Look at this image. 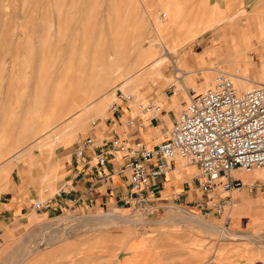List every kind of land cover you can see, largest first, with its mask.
I'll return each instance as SVG.
<instances>
[{
    "label": "rangeland",
    "instance_id": "obj_1",
    "mask_svg": "<svg viewBox=\"0 0 264 264\" xmlns=\"http://www.w3.org/2000/svg\"><path fill=\"white\" fill-rule=\"evenodd\" d=\"M166 1L168 0H0V144L3 145H0V152L2 151L0 197L12 190H18L37 193L40 200L44 201L57 192L59 187L56 189L54 185L59 179V170L70 152L69 149L64 148L82 139L84 132L91 129L105 114L92 122L90 119L86 128L72 131L65 139L67 142L54 145L52 149L45 147V157L35 149L31 155L22 158L21 161L11 158L15 165L2 171L10 162L7 157L10 154L16 155V151L19 150L16 148L18 143L25 138L27 141L25 144L22 142L21 147H27L28 150L31 148L33 139L30 140L29 137L32 138L42 117H60L59 107L63 105H67L70 109L73 104L94 102L106 92L111 94L113 89L121 88L124 84L121 75L125 76L130 71L132 72L129 74H132L148 64L151 60H146L149 55L146 49L150 50L153 46L149 47L146 43L147 39L156 37L155 43L165 46L164 36L172 32V28L167 26L165 21L169 18L163 6ZM195 1L197 0H185V3L187 6L192 3L196 6ZM177 2L183 3V0L173 3ZM243 7H239L236 12H224L230 20L227 19L214 28H223L226 25L225 29L233 30L244 26L245 21L240 20L244 18L242 15L245 13V7ZM152 8H155L154 12ZM254 23L256 26L260 23L264 26V19L255 20ZM100 33H103L101 34L103 36H100ZM95 44L98 48L105 49H97ZM92 46L95 53L92 52L94 51L93 48L91 49ZM181 50L183 49H179L180 52ZM90 51L95 58L104 54L100 58L101 62L91 64L93 59ZM179 51L161 65V80L149 77L140 83H130L135 89L117 90L118 100L115 97L107 109L112 104L120 103V100L127 96H133L137 101L149 99L161 101L159 97L173 96L174 102L185 96L184 99L188 104L189 91L194 93L196 88L200 87L199 93H201L220 73L233 75L231 72H236L227 67L218 69L230 72H218V69H215L212 77L205 76L203 87L194 84L191 77L186 79L187 82L176 81L175 76L180 72ZM85 53L86 55L83 56ZM103 58L106 62L102 61ZM118 59L122 60V63L117 62ZM93 65L96 69L92 67ZM236 66L237 69H244L242 65L236 64ZM68 67H71L72 75L70 70L66 75L71 81L64 75ZM77 67L78 69L84 67L86 76L81 72L82 70H77ZM117 68L121 71L119 74L121 80L116 76ZM94 70H97L95 74L99 78L94 74ZM63 71L64 74H61ZM78 71L81 72L80 78L84 75L82 77L84 81L78 77ZM73 73L77 74L74 76L77 78L73 79ZM200 73L205 72L200 70L196 74ZM245 73L255 83H264V69H256L252 66ZM87 75L90 77L88 78ZM103 75L112 83L99 88L97 78L100 79ZM79 79L83 82H79ZM112 80L116 84L113 85ZM81 83L84 85L81 86ZM186 88L188 93L184 92ZM66 98L68 100L64 101L63 99ZM60 102L64 103L60 104ZM56 104L58 110L55 111L58 115L53 117V108ZM182 107H179L177 112ZM47 109L50 111H45ZM78 109L76 107L72 114ZM42 112L45 113L44 116ZM61 120L58 130L66 125ZM12 145L15 149L6 155L11 150L8 147ZM181 161L189 166L186 161ZM241 190L233 192V196ZM197 198L199 201L203 199L200 192ZM247 198L253 201L261 200V204L253 208V205L247 202L242 204L243 199L234 198L226 211L222 215H217L211 209L201 210V207L197 208L194 205L186 207L173 203H160L158 206L151 205L154 210L148 213L143 222L137 219L140 223L132 225L114 223L103 219L101 215L133 214V206L121 212L113 210L89 214L69 212L51 220H44L39 225V229L28 235L26 239L19 238L13 245L3 246L0 249V264H23L29 256L46 249L50 250L52 248L50 246L54 245H61V253L67 254V259L75 260L76 264H126L129 257L133 256L131 254L133 252L135 257L132 258L139 259L138 248L132 244L138 239L144 241L142 248L146 249L141 257L144 264H149L151 258L158 264H186L187 255H190L189 260L193 264H264V192L261 194L254 190ZM183 210L193 212L203 219L204 224L185 215ZM91 216L93 217L90 218ZM202 251L205 261L203 256L200 258L198 256ZM129 261L131 262L132 259L130 258Z\"/></svg>",
    "mask_w": 264,
    "mask_h": 264
},
{
    "label": "crops",
    "instance_id": "obj_2",
    "mask_svg": "<svg viewBox=\"0 0 264 264\" xmlns=\"http://www.w3.org/2000/svg\"><path fill=\"white\" fill-rule=\"evenodd\" d=\"M174 1L177 0H168L163 4L169 16L165 21L173 23L172 35L180 31L181 37L193 36L208 22L216 23L201 34L193 36L191 41L180 48L183 49L179 51L178 57L180 68L191 70L189 76L194 84L203 87L205 76L212 77L215 69L224 67L234 69L233 64L227 60V53L235 56V63L242 65L246 70H250L252 66L264 69V26L261 23L256 26L254 23L255 20L264 19V0H197L196 6L194 3L187 6L185 0L183 3H173ZM212 6L217 8L214 9ZM241 6L245 7V13L242 15L244 18L240 19L245 21L244 26L233 30L225 29L226 25L223 28H214L229 19L224 12H236ZM155 8H152L153 12ZM209 15L211 17L207 19ZM242 53L252 55V63L240 59L238 56ZM200 70L205 73L196 74ZM189 93L190 101L194 93L191 91ZM184 98L181 97L175 102L173 96L159 97L161 101L151 99L137 101L132 96L131 99H122L120 103L112 104L105 115L98 119L91 129L84 132L82 139L76 140L66 148L70 152L59 170V179L54 185L56 189L59 187L57 192L44 201L40 200L37 193L18 190H12L0 197V249L13 245L19 238L26 239L39 229L44 220H51L69 212L73 214L110 210L121 212L132 206L130 173L124 170L126 154L108 153L109 162L104 168L98 166L94 155L106 152L107 147L115 141L127 145L141 143L147 149L155 148L168 137L177 109L187 103ZM150 101L162 106L163 111L159 115L138 110L139 104ZM90 137L94 139L95 145L85 149L82 157H78L76 153L81 148L80 143ZM181 160L175 159L171 162L167 173L150 184L147 189L148 203L157 206L160 203L186 207L194 205L206 210L210 205L206 197L201 201L197 198L200 192L196 181L198 168L187 166ZM101 173H105L102 178ZM233 176L242 181L243 188L240 193L232 195V202L234 198L249 197L254 190L261 194L264 192V177L260 178L255 173L243 174L238 170L233 172ZM222 196L220 193L219 197ZM37 202H42L41 209L35 207ZM247 203L252 204L253 208L259 207L261 200H249ZM142 243H144L142 239L133 241V246L138 248L139 259L132 258L135 255L132 251L133 253H130L133 256L129 257L132 261L128 259L126 264H144L141 257L146 249L142 248ZM50 247H52L50 250L46 249L29 256L23 264H76L75 260L67 259V254L61 253V245ZM150 251L154 255L152 249ZM203 251L199 252L198 256L199 258L203 256L205 261ZM189 258L190 255H187L186 264H193ZM149 264L158 263L151 258Z\"/></svg>",
    "mask_w": 264,
    "mask_h": 264
},
{
    "label": "built area",
    "instance_id": "obj_3",
    "mask_svg": "<svg viewBox=\"0 0 264 264\" xmlns=\"http://www.w3.org/2000/svg\"><path fill=\"white\" fill-rule=\"evenodd\" d=\"M138 110L159 115L163 108L150 101L139 104ZM80 144L78 157L95 141L90 137ZM108 153L126 154L124 170L130 173V203L134 208L149 204L150 184L167 173L171 162L182 159L198 168V187L211 204L206 210L222 215L232 203V193L243 187L233 172L264 169V83L240 91L231 77L220 73L206 90L177 112L168 137L155 148L115 141L106 152L94 155L100 168L108 164ZM104 176L101 173L100 178ZM42 206V202L35 204L37 209Z\"/></svg>",
    "mask_w": 264,
    "mask_h": 264
},
{
    "label": "bare ground",
    "instance_id": "obj_4",
    "mask_svg": "<svg viewBox=\"0 0 264 264\" xmlns=\"http://www.w3.org/2000/svg\"><path fill=\"white\" fill-rule=\"evenodd\" d=\"M216 23H214V22H208L204 27H203V29H201V31H197L193 36L195 37V36H197V35H199V34H201L204 30H206V29H208V28H211L212 26H214ZM167 26H170L171 28H172V26H173V23L172 22H167ZM173 31V30H172ZM181 33L182 32H180V31H177L174 35H172L173 34V32H171V34H169V35H165L164 36V43H165V46H160V45H157L156 43H155V39H156V37H154L153 39H151V38H148L147 39V44L149 45V47H150V45L151 46H153V48L151 49L150 48V50H148V49H146V52L147 53H149V55H147V58H146V60H151L148 64H146L145 66H142L141 68H140V70H138V71H135L134 73H132V74H129V73H131L132 71H130L129 73H127L125 76H120L121 78H122V81H123V85L121 86V88H117L116 86H115V88H117V89H113V91H112V93L111 94H109L108 92H106L100 99H98V100H96V101H94V102H90V103H81V104H79V103H77V104H73L72 105V107L70 108V109H68L69 107L67 106V105H63L62 107H59L61 110H59L60 112H59V114H61V116L60 117H54L57 113H56V111L55 110H58V108H57V104H56V106L54 105V108L53 107H51V108H53V112H54V115H53V113L51 114V116L53 115V117L54 118H51V117H48L47 115V117H42V118H44L43 120H42V118L40 119V123L38 124V122H37V124H38V128L35 130V132H34V134L32 135V138L31 137H29V139L31 140V139H33V141H32V143H31V148L28 150L27 149V147H21V145H22V142L25 144V142L27 141L26 140V138L25 139H23V141L22 142H20V143H18V145H17V149H19L18 151H16L17 153H16V155H11L10 154V156L9 157H7V159H9L10 160V162L8 163V165H6L4 168H3V170L2 171H4V170H8L9 168H12L14 165H15V163L14 162H12L11 161V158H14L16 161H21V159L22 158H26V156H28V155H31L32 154V152L35 150V149H38L39 151H40V154H41V156L43 157L44 156V154H45V147H50V149H52L53 147H54V145H57V144H60V143H64V142H67L65 139H66V137H67V135H69L72 131H77V130H80V129H84V128H86L87 127V125H88V121L90 120L91 122L92 121H94V120H96L99 116H102V115H104L105 113H106V109H107V107H108V105L111 103V102H113V99L116 97V99L118 100V97H117V95H116V91L118 90V91H121V90H130V91H133L135 88H134V86H132V85H130V83H140V82H143V81H145L147 78H149V77H153V78H157L158 80H161L162 79V73H161V65H163L165 62H167L168 60H170L171 59V56L173 55V54H177L178 53V51H179V49L183 46V45H185V43H188L189 41H191L192 40V38H193V36H187V37H181ZM101 34H103V33H100L99 35L100 36H103V35H101ZM102 38V37H101ZM101 38H100V40H101ZM105 38H103V40H104ZM163 41V40H162ZM98 42V41H97ZM106 42V41H105ZM108 43V42H107ZM112 43V42H111ZM97 44V43H96ZM95 44V45H96ZM94 45V44H93ZM97 45H99V44H97ZM96 45V46H97ZM106 45V44H105ZM147 45V46H148ZM101 46V45H100ZM99 46V47H100ZM108 46V45H107ZM94 46H92L91 47V49L93 48ZM113 51H114V44H113ZM95 48H97V49H101V50H104L105 48H98V46L97 47H95ZM116 48V47H115ZM94 49V48H93ZM106 49H107V47H106ZM101 50H99L100 52H103V51H101ZM91 52V51H90ZM92 52H94L95 53V49H94V51L92 50ZM91 52V53H92ZM97 52V51H96ZM100 52H99V54H100ZM115 55H116V50H115V53H114ZM86 55V53L83 55V56H85ZM93 55V56H92ZM96 55H98V54H96ZM100 55H102V54H100ZM104 55V54H103ZM102 55V56H103ZM106 55V54H105ZM108 55V54H107ZM106 55V56H107ZM101 56V57H102ZM82 57V56H81ZM92 57H94V58H92ZM99 55H98V57H96L95 58V56H94V54L92 53L91 54V59H93V61L91 62V64H96V63H98L101 59V58ZM227 60L230 62V63H232L233 64V66H234V70L236 71V72H231L233 75H229V74H227L229 77H231V79L234 81V83H235V85L238 87V89L240 90V91H245V90H248V89H250L254 84H256V83H258V82H256L255 83V81L254 80H251V79H249L245 74V72L246 71H248V70H246V68H244L243 70H240V68H238L237 69V66H236V63H235V59H236V57L235 56H233L232 54H230V53H227ZM240 59H242V60H248V62H251L252 63V55H250L249 53L246 55V54H244V53H242L241 55H239L238 56ZM83 58V57H82ZM105 58V57H104ZM104 58H103V60L102 61H105L106 60V58H105V60H104ZM84 59H85V57H84ZM87 59H88V56H87ZM119 60V59H118ZM101 62V61H100ZM106 62V61H105ZM109 62V61H108ZM117 62H121L122 63V60H119V61H117ZM89 64V63H88ZM105 64V63H104ZM225 64V63H224ZM86 65V64H85ZM101 65H103V64H101ZM100 65V66H101ZM167 65V64H166ZM227 65V64H226ZM98 66V65H97ZM80 67V66H79ZM93 68H95V66L93 65L92 66ZM149 67V68H148ZM93 68H92V71H93ZM147 68V69H146ZM68 70H66L67 72L64 74V71H63V73H61V74H64V75H66V74H69L68 73V71L71 69V67H68L67 68ZM84 69V70H83ZM83 69L81 68H79L78 69V67H77V70H82L81 72L82 73H84L85 74V68L83 67ZM96 69V68H95ZM119 68H117V70L115 71L117 74H116V76H118L119 77V74H120V70H118ZM134 69V68H133ZM223 69V68H222ZM222 69H218V72H221V71H228V72H230L229 70H222ZM72 70V69H71ZM69 71V72H71V75H72V71ZM76 70V71H77ZM88 70V69H87ZM233 70V69H232ZM75 71V72H76ZM80 71H78L79 72V74H78V77L80 76V74H81V72ZM95 71H97V70H94V74H95ZM180 72H178V74L175 76V80L176 81H179V82H181V81H183V80H185L186 82H187V80H188V78L190 77L189 75H190V72L189 71H183L181 68H180V70H179ZM87 72V71H86ZM77 73V72H76ZM99 73V72H98ZM92 74V73H91ZM179 74H181V76H179ZM222 74H224V73H222ZM244 74V75H243ZM70 75V76H71ZM95 75H97V74H95ZM67 77H69L68 75H66ZM74 76H77V74L76 75H74V73H73V77ZM84 76V75H83ZM82 76V77H83ZM85 76H86V74H85ZM72 77V78H73ZM80 78L81 80H83V78ZM87 77H88V75H87ZM87 77H86V79H87ZM90 77V76H89ZM88 77V78H89ZM92 77H94V76H92ZM96 77H98L99 78V76L97 75ZM120 77H119V80H121L120 79ZM70 78V77H69ZM69 78H67V81H68V79ZM75 78H77V77H74L73 79H75ZM97 78V80H96V78H95V83H96V81H97V84H98V86H100L99 88H101V87H103V86H107L108 85V83L109 84H111L112 82L110 81L109 82V79H107V78H105L104 77V75H103V77L101 78V76H100V79H98ZM105 78V79H104ZM160 78V79H159ZM72 79V80H73ZM78 80L79 82H83V81H81V80ZM115 79V78H114ZM187 79V80H186ZM236 79V80H235ZM93 80V79H92ZM116 80V79H115ZM70 81H71V78H70ZM113 81V80H112ZM74 82V81H73ZM76 82V81H75ZM91 82H93V81H91ZM71 83V82H70ZM94 83V82H93ZM260 83V82H259ZM66 84H68V83H66ZM73 85L75 84V83H72ZM91 84V83H90ZM114 84H116V83H114V81H113V85ZM251 84H253L252 86H251ZM83 85H84V83H83ZM82 85V83H81V86H83ZM78 86V85H77ZM80 86V85H79ZM80 86V87H81ZM89 86H91V85H89ZM97 86V87H98ZM74 87H76V86H74ZM109 87V86H108ZM107 87V88H108ZM79 88V87H78ZM77 89V88H76ZM86 89V88H85ZM97 89V88H96ZM197 90H196V92H194V95L193 96H197V95H199L200 93H199V90H200V87H198V88H196ZM73 90V89H72ZM83 90V89H82ZM188 89L186 88L185 90H184V92H186ZM79 92H80V90H78ZM77 91V92H78ZM71 92V91H70ZM82 93V92H81ZM186 93H188V91L186 92ZM82 94H84V91H83V93ZM60 97H61V95H60ZM60 97H58V98H60ZM185 97V96H184ZM47 98V97H46ZM57 98V99H58ZM70 98H72V97H70ZM69 98V99H70ZM45 99V98H44ZM56 99V98H55ZM56 99V100H57ZM120 99V98H119ZM60 100V99H59ZM64 101L65 100H68L67 98L66 99H63ZM46 101V100H45ZM44 102V101H43ZM55 102V100L53 101V103ZM61 103H64V102H60V104ZM115 103V102H114ZM65 104H66V102H65ZM64 106H66L65 107V109H64ZM44 108H45V105L43 106ZM68 107V108H67ZM76 107L77 108H79L78 109V111L75 113V114H72V112H74L75 111V109H76ZM43 108V109H44ZM66 109H68V111H65ZM106 110V111H105ZM45 111H50V109H47V110H45ZM44 111V112H45ZM58 112V111H57ZM43 113V112H42ZM44 114L45 113H43V116H44ZM46 114H49V113H46ZM40 115H42V114H40ZM58 115V114H57ZM50 116V115H49ZM41 117V116H40ZM39 117V118H40ZM62 119V120H61ZM64 121V123H66V125L62 128V129H60V130H58V128H59V125H60V122L59 121ZM30 127V126H29ZM31 128V127H30ZM44 136H46V138L44 137ZM21 139V138H20ZM0 145H2V144H0ZM63 145H66V144H63ZM3 146V145H2ZM9 146V145H8ZM7 146V147H8ZM13 145L11 146V147H8V148H11V150L6 154V155H8L9 153H11L14 149H15V147H13ZM19 147H21V148H19ZM68 147V146H67ZM64 149H66V148H64ZM0 153H2V151L0 152ZM1 157H3L2 155H1ZM45 157V156H44ZM6 159V160H7ZM43 160V159H42ZM255 174H258V176L260 177V178H262V177H264V169L263 170H261V171H256L255 172ZM7 188V186L5 187V189ZM249 201V198H245V199H243L242 201H241V203L242 204H244L245 202H248ZM137 209V210H136ZM135 210V211H134ZM151 210H154L153 209V206H151V205H147V204H143V205H141V206H139V208H134L133 209V214H128V215H124V214H116V215H101L102 217H103V219H106V220H109V221H112V222H114V223H119V224H126V225H132V224H139L140 222H138L137 221V219H139V220H141L142 222L144 221V219L146 218V216L148 215V213L151 211ZM184 211V210H183ZM185 212V215H188V216H190L191 218H193V219H196L199 223H202V224H204V222H203V219H201V218H199L196 214H194L193 212H187V211H184ZM183 212V213H184ZM93 216H91L90 218H92ZM88 218V217H87ZM89 218V219H90ZM103 219H102V221H103ZM81 220V219H80ZM88 220V219H87ZM85 221V220H84ZM83 221V222H84ZM98 221V220H97ZM99 222V221H98ZM85 223V222H84ZM104 223V222H103ZM102 223V224H103ZM146 223V222H145ZM207 224V223H206ZM76 225V224H75ZM146 225V224H145ZM210 229H211V227H209ZM57 238V237H56ZM55 239V238H54ZM58 239V238H57ZM59 240H61V239H59ZM57 242V241H56ZM55 243V242H54ZM47 244V243H46ZM34 249V248H33ZM35 251V250H34ZM33 251V252H34ZM28 257V256H27ZM135 257V256H134Z\"/></svg>",
    "mask_w": 264,
    "mask_h": 264
}]
</instances>
